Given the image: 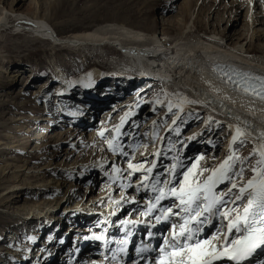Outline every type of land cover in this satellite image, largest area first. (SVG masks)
Here are the masks:
<instances>
[{"label": "rangeland", "instance_id": "374dc122", "mask_svg": "<svg viewBox=\"0 0 264 264\" xmlns=\"http://www.w3.org/2000/svg\"><path fill=\"white\" fill-rule=\"evenodd\" d=\"M11 7L48 22L58 37L89 30L100 23L141 27L148 22L153 26V33L159 36L162 27L171 28L173 33L170 37L173 39L177 27L174 22L187 13L182 32H186L188 28L195 33L203 28L208 32L211 29L209 27H213L225 38L230 35L235 40L245 36V43L250 41L251 47L255 48L253 52L259 53L257 55H261L260 49L264 50V0H251L249 5L247 0H0V10ZM248 9L253 21L250 25L251 38V31L247 30ZM196 18L203 27L192 28ZM0 36L1 68L7 72L19 71L12 86L9 83L3 86L0 81V264H29L28 260L38 255L42 247L52 245L53 239L44 241L47 238L45 230L40 228L41 233L35 234L37 225L21 224L22 215L19 217L13 213L15 207L37 206L35 213L43 211L47 212L46 216L63 219L66 224L62 230L67 229L71 223L66 217L69 209H64L67 202L57 205L55 201L67 198L68 185V192L72 191L71 195L75 200L73 204L81 203L77 207L72 205L70 211H76L75 215H82L84 211H92L88 210L90 206L84 205L88 199H97L109 193L117 197L122 191H130L133 185L135 187L137 184L134 181L139 177L147 176L146 181L152 184L159 176L160 186H165V180H171L172 185L179 188L183 173L195 164L190 179L202 181L233 151L242 159L248 158L243 165L244 177L245 180L251 177V166L258 159L257 156H250L256 147L253 141L243 137V144L238 139L230 147L228 129L219 120L205 119L204 111L193 102H185V107L180 110L182 115L175 119L177 102L188 101L187 96L172 94L160 79H149L150 76H142L141 73L142 77L132 73L138 78L133 75L129 79L125 75L129 68L121 58L125 53L108 46H102V51L84 47L71 49L64 43L54 42L40 35L26 24L15 26V23L9 22ZM168 40L166 44L172 45L173 42H167ZM222 61L220 60V65ZM219 73L216 71L217 75ZM62 76L66 79V92L59 101H54L56 83L58 86L62 84ZM147 79L152 82L150 86ZM120 80H123L121 84ZM125 82L127 84L124 87ZM163 83L166 87L162 89ZM142 85H145L146 91L139 95L136 93L138 96L134 95V89H140ZM96 88L104 89L101 93L105 94L104 97L111 94L106 100L103 99V106L96 105L100 106L98 110L93 109L85 99L88 97L87 92L90 94ZM78 94L81 98L76 101V106H69L68 100H77L75 96ZM246 97L252 98L249 95ZM128 100L130 104L117 108L119 102L122 105ZM169 102L172 104L171 110ZM59 107L63 115L60 111L57 112ZM75 109L86 114L85 117L88 116L89 119L83 118L75 122L78 120L73 117ZM35 115L40 118L31 120ZM101 132L103 135H100ZM113 137H116L115 141ZM108 141L118 143L121 150L111 151ZM121 152L127 155H122ZM197 156L201 159L196 160ZM172 157H178L184 165L177 169L175 178L166 172V168L173 163ZM102 159H106L107 163L96 165ZM154 160L156 167L152 173L141 169L128 175L131 171L129 162L144 164L147 168ZM15 166L19 170L17 175L16 172L15 175L12 174ZM113 166L119 168L120 172L114 173ZM240 166V161L237 160L235 168L238 170ZM44 168L48 171L57 170L52 175L51 182H64L61 185L62 191L60 186L59 191L54 194L53 189L41 192L26 186L22 188L20 185L21 196L13 208L10 200H1L15 195L11 192L15 188L5 189L7 186L40 180L45 175L42 172ZM116 175L118 176L114 178ZM45 177L49 178L50 175ZM65 183H68L66 187ZM222 186L221 193L227 192L230 184L225 181ZM8 190L11 191L5 194ZM226 199H234V195ZM104 203L101 202L97 208L104 206ZM138 203L135 202L132 207L130 204L126 205L118 216H128L140 205ZM45 206H49V209ZM74 219L80 220V217ZM85 223L80 222L79 228L89 227H83ZM19 230L25 231L21 237H18ZM88 230L92 232L95 229L89 227L83 233ZM66 231L69 241L67 243L64 240V244L67 243V248L57 251L55 256L63 264L64 261L65 264H89L86 244L81 245L77 254L70 255L68 252L72 247L69 243L76 240L75 234L80 237L82 231ZM14 249L26 251L27 255L18 262V256L7 255V252ZM60 252L68 253L69 257L64 258ZM71 256L75 260L68 261ZM96 259L100 260V256L95 255L93 260Z\"/></svg>", "mask_w": 264, "mask_h": 264}, {"label": "bare ground", "instance_id": "6f19581e", "mask_svg": "<svg viewBox=\"0 0 264 264\" xmlns=\"http://www.w3.org/2000/svg\"><path fill=\"white\" fill-rule=\"evenodd\" d=\"M247 1L249 5L251 3V0ZM186 14L182 16V19L178 20L177 22H174L177 27L175 28V34L173 39H171L170 37V35L173 33V31L170 30L171 28L162 27L159 36V34L156 35L153 33V26L151 25V23L148 22L144 23L143 26L139 25L141 27L135 26L133 24H131L133 26H125L123 24L116 23H100L91 27V29L89 30H83L73 34H68L64 37H58L52 26L48 22L41 20V18L32 17L27 13L13 10L12 7L11 9L1 8L0 35L1 32L8 26L9 22H11L15 23V26L19 24H26L35 32L40 33V35H44L46 38H49L54 42L64 43L70 46L71 49H76L77 47H84L91 50L97 49L99 51H102V46H108L109 48L113 47L116 50H119L121 53H125V55L121 58L129 68H127L128 70L125 73V75L129 79H132L133 75L137 77L136 74L132 73H141L142 76L146 77L150 76L149 79H160L168 86L167 88L169 89L170 93H176L181 96L185 95L187 96V99H189L188 101L197 104L198 107L202 111H204L205 119H209L211 121L219 120L220 124L222 123L226 127V129H228L230 142L232 141V136L235 134L236 129L239 128L245 134L244 138L253 141L256 146L264 144V103H262L264 102V99H261L259 95L253 94V92H245L241 87H238L233 83L229 82L225 77L221 75V73L217 75V70H215L218 66H223L225 69L233 68L238 70L239 72H246L254 76L264 77V55H262L264 53V50L260 49L259 52L261 55H257L259 53L253 52L255 48L251 47L249 43L250 41L245 43V36H243L242 38H236L235 40L232 39V36L230 35L225 38L213 27H209V29H211L208 32H206V28L201 29L199 33H195V31L191 32L192 30H190V28H188L189 30H187L186 32H182L183 26L186 22L185 20L187 19ZM251 15L252 14L248 9L246 12V16L247 22L249 23L247 30L249 31L250 29L251 31L250 38L252 36V30L250 28V25L253 23ZM196 22L199 25L195 24ZM195 23H192V28L203 27L197 18ZM167 39H169L171 43L173 42V44L167 45ZM169 40L167 42H170ZM220 60H223L222 65L219 64ZM2 68L0 66V74L2 73V75H0V78L2 80L0 79V81L3 83V86L6 83H9V85L12 86L15 76H17L16 73L19 71L17 70L14 72H7L6 69ZM142 76H140L139 74V77ZM128 78L127 82H129ZM62 79L64 80L60 86H58V83H56L55 93H60V95L55 98L56 101H59L63 94L66 92V79L65 77H63ZM94 80L95 78L92 80V82ZM122 81L123 80H120L119 84H121ZM149 81L151 80L147 81L150 86L152 82ZM126 84L127 83L125 82L124 87L126 86ZM60 88L62 89V91L60 90ZM100 89L98 90V88H96L94 91L92 90L90 94L89 92H87L88 97L85 98L87 101H89V103L92 105V108L95 110H98V107L103 106V104L105 103V101H103L104 98L106 100L107 98H109V96H111V94H108L106 97H104L105 94H101L102 90L104 91V89ZM134 90V95H136V93L138 95L144 93L146 91L145 85H142L140 89L136 88ZM246 95H249L252 98H247ZM55 96L56 95H54V97ZM136 96L134 97V100ZM75 97L77 98V100H68L69 106H74L75 103H77L76 101H79L78 99L81 98V95L78 94ZM93 98H97L99 100ZM179 103L180 100L179 102H177V104ZM118 104V109L123 108L124 106L130 104V100H128L125 104L120 105L121 102H119ZM184 107L185 104L183 103L182 109ZM177 110L180 111L181 109L177 107ZM58 111L61 112V108L57 110V112ZM63 114L64 113H62V115ZM73 114V117L75 119H78L75 122H79V119L83 118H85V120L89 119L88 116L85 117L86 114H81L80 110L77 109H75ZM62 115L60 116L62 117ZM33 118L34 119L31 120L36 121L40 117L35 115ZM103 163H107L106 159L98 161L96 165L99 166ZM10 169H12V167ZM18 171L19 170L15 166L13 168L12 174L15 175L16 172L17 175ZM42 172L45 173V175H50V177L46 178L43 174V177L40 180H32V182L24 181V183L10 184V186H7L5 189H15L13 191L8 190L5 194L11 191L12 193H15V195L13 194V197L3 198L1 200L4 202L10 200L11 208H13V205L19 202V200L17 199L21 196V189L19 188L20 185L22 188H24L23 186H26L28 189H34L38 191L53 189L54 194L59 191L58 187L60 186V191H62L63 187H61V185L64 182H62L61 184H59V181H55L54 184L51 182V177L52 175L57 173V170L48 171L47 168H44ZM117 176L118 175L114 176V178ZM141 179H143V182H141ZM146 180L147 179H145V176L141 178L139 177V179H136L134 181L137 184L135 185V187L133 185L134 183H132L133 188L130 189V191H122V193H120L117 197H113V195H110L109 193L107 195H101L97 199H88V201H86L84 205L90 206L88 210L90 209L92 211H84L82 215H75L76 211H70L72 205H74V207L76 205L77 207L81 203L76 202L75 204H73L75 200L72 198V191L68 192V185V187L66 188L67 198L55 201L57 205L62 202H67L64 209H69V212H67L66 217L69 218L71 223L68 224L66 230H70V232L80 230L83 233L89 227H93V229H95L92 232L88 230L86 233L80 234V237L76 236L77 234H75V238L78 243L76 242V240H74L75 246L71 250L68 249L70 250V255H74L75 250L79 252V249L82 244H86L88 247L87 251H90L89 247L93 248L92 246L97 241V239H93V237L95 236H100L102 237L101 239H103L104 237L107 238L111 233L110 231L113 232V230H111V227L115 229L116 224L123 219L118 215L121 214L126 205L130 204L132 207L137 201L139 202L138 204L145 205L147 202L151 201V197H153L155 193L151 191V188L144 190L145 185L148 183V181ZM67 184L68 183H65L64 186L66 187ZM124 188L125 186H123V189ZM170 197L174 198L173 196ZM143 198L145 201H140V199ZM101 202H105L104 206L97 208ZM121 204H124L122 208L120 207ZM153 204H155V202H153ZM162 206V210H166L168 208L166 205ZM45 207H47V210L49 209V206ZM154 207L149 209L148 205L149 210H152ZM160 207L161 206H158L157 210H160ZM15 208L16 210L13 213L17 214L19 217L22 215L21 224L29 225L32 223L34 225H37V230L35 234L39 233V229L42 228L47 233V238L44 241H46L47 239L49 241L53 239L51 243L52 245L46 248H39L40 251L39 253H37L38 255H34L30 259L28 258L29 264H63L55 256V254H57V251L67 248V243L69 241L68 236L65 235L67 231L62 230L64 225L66 224V221L55 217L56 219L60 220L59 222L54 219L51 215H48V217L46 216L47 212L43 213V211H40L38 213H35L36 208H38L37 206L32 207L26 205L21 208ZM138 211L139 208L134 209L130 215L128 214L130 220H122L124 226H126V229L131 226L134 227L135 225H141L143 226V230H146V222L147 220L150 221L152 217L149 213H147V215H143V218H141L140 215L137 218ZM30 213H32L31 217H28ZM78 216L80 217V220L74 219ZM128 216L123 217L127 218ZM46 217L48 218L46 219ZM72 217L73 219H71ZM80 222H86L85 226L83 227H86V225H89V227H87L86 229H82V227L79 228L80 226L78 224ZM220 223L222 226L225 225L226 228V223L223 225L221 219ZM104 226L110 227L109 229H104ZM222 233L223 231L219 233L218 237H213L214 233L211 234V236L215 239H212V241L210 242L216 244L218 240H221V242L223 243ZM24 234L25 231H18V237H21ZM236 234L233 233L230 236V240L232 238H235L237 236ZM85 237H88V239H85ZM208 239L209 236L206 237V240ZM64 240L67 241V243L64 244ZM78 240H80V242ZM49 249H54V251H51ZM7 255L15 257L18 256L17 260L19 262V259H24V256H26L27 253L26 251H16L14 249L10 252H7ZM95 255L97 254L93 252L91 253L89 264H108L107 262L101 261V259L93 260ZM101 256L102 255H100V258ZM68 260H72V258H68Z\"/></svg>", "mask_w": 264, "mask_h": 264}, {"label": "snow or ice", "instance_id": "6c2138e0", "mask_svg": "<svg viewBox=\"0 0 264 264\" xmlns=\"http://www.w3.org/2000/svg\"><path fill=\"white\" fill-rule=\"evenodd\" d=\"M215 70L245 92L251 91L264 99V77L239 72L233 68L225 69L223 66H218ZM185 102L191 103V101L182 100L176 107L182 110V104ZM171 107L172 104L169 102V110ZM121 122L123 123V120ZM217 123L219 122L217 121ZM100 135H103V132ZM244 136L245 134L237 128L232 136L230 147L238 139L243 144ZM115 140L116 137H113V141ZM113 141H108L109 149L113 152L121 150L120 145L113 143ZM121 154L127 155L123 152ZM252 155L257 156L258 159L251 166L252 175L247 180L244 177L243 165L248 158L242 159L234 151L202 181L190 179L193 168L196 167L195 164L183 173V178L179 181V188L173 186L171 180L164 181V185L167 187L160 186L159 176L156 177L152 186L155 193V203L158 204L166 197L173 196L179 201V205H173V207H180V210L185 213L182 218L183 223L179 225V231L176 230L177 225H172L171 241L165 238L164 243L161 244L160 255L157 257L156 264H213L214 261L225 257L233 261L234 264H243L257 248L264 246V144L254 147L250 153V156ZM200 159V156L196 157V160ZM172 160L173 163L166 168V172L175 178L177 169L184 165L178 157H172ZM237 160L241 164L238 170L235 168ZM128 167L131 169L128 173L129 176L141 169L150 174L156 167V161L154 160L152 165L147 168L144 164L137 165L131 162H129ZM113 172L118 173L120 169L113 166ZM225 181L230 184L227 192L217 194L214 189L218 184ZM233 190L236 191L233 192ZM233 195L234 199H226V197ZM245 200L246 203H244ZM154 206L155 204L149 202V209ZM172 211L171 207L162 210V216L156 217L157 223L162 218L167 220ZM144 214L147 215V213ZM175 214L179 215L180 213ZM217 216L222 223H226L227 229L222 237L223 243L219 246L211 243L210 239L199 238V234L203 231L202 225L211 223L212 218ZM220 231L218 228L213 237H218ZM233 232L242 233V235L237 239L230 240ZM149 235L151 236L152 233ZM101 238L100 236L93 237L97 240ZM123 243L127 244V241H123ZM146 250L147 248H138L137 252Z\"/></svg>", "mask_w": 264, "mask_h": 264}]
</instances>
